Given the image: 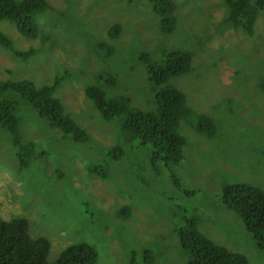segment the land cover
Segmentation results:
<instances>
[{"label":"rangeland","instance_id":"obj_1","mask_svg":"<svg viewBox=\"0 0 264 264\" xmlns=\"http://www.w3.org/2000/svg\"><path fill=\"white\" fill-rule=\"evenodd\" d=\"M48 1L35 37L0 19L14 49H36L25 60L0 38V80L48 84L69 69L73 76L56 96L90 139L77 141L11 93L22 137L0 126L2 218H28L33 237L50 239V261L67 246L88 242L98 251L95 264H188L178 231L195 220L202 233L244 253L249 264H264V250L221 195L235 182L264 188V14L252 36L234 28L219 32L222 0H175L180 21L166 41L148 0ZM114 23L123 32L112 39L107 30ZM95 40L108 42L115 56L106 58ZM166 42L194 53L191 70L170 83L186 94L191 115L205 114L217 127L210 135L197 131L194 119H182L186 142L178 163L155 159L152 145L123 135L121 118H104L84 92L100 82L137 108L156 109L157 88L140 54L163 51V59ZM111 74L114 85L102 78Z\"/></svg>","mask_w":264,"mask_h":264},{"label":"trees","instance_id":"obj_2","mask_svg":"<svg viewBox=\"0 0 264 264\" xmlns=\"http://www.w3.org/2000/svg\"><path fill=\"white\" fill-rule=\"evenodd\" d=\"M148 2L158 18L162 37L173 34L180 21L178 14H175L177 9L175 0ZM222 3L226 13L224 19L218 22L219 32L234 28L249 36L255 34L258 18L264 14V0H222ZM49 7L48 0H0V19L14 22L24 35L35 37L39 30L37 16ZM199 11L200 8H197L198 13ZM122 29L120 23H114L107 31L110 38L115 39L122 35ZM3 37L6 45L25 60L36 52L35 48L17 51L11 39L0 31V38ZM95 42L99 52L102 54L104 52L106 58L115 56L116 49L108 42L104 40ZM163 50H165L163 59H160L163 51L159 57L147 50L140 54V61L146 64L149 77L157 88L156 109L137 108L128 96L113 93L109 88L102 87L101 84L104 83L100 82L88 84L84 92L104 118L109 120L121 118L120 128L123 135L129 139L141 138L145 145H152L154 148L152 155L155 159H163L165 163H178L183 159L182 150L186 142V138L179 130L182 119L188 117L194 119L195 124L192 126L197 131H204L210 135L215 134L217 127L205 114L194 112L196 115H191L193 110L188 104L186 94L170 83L173 76L191 70L194 53L186 48L171 46L167 42ZM68 70L60 73L48 84L38 85L26 78L0 80V126L14 133L16 137H22L19 132L21 119L18 101L11 96V93H17L35 107L42 117L64 133L77 141L89 140L90 134L66 111L62 100L56 96V90L63 80L73 76ZM115 77L112 74L109 78L102 76L111 85L116 84ZM261 88L264 91V84ZM30 144L33 146L34 142L31 141ZM26 145L24 144V147ZM176 183L178 184V181ZM221 195L223 203L240 215L257 246L264 250V188L257 184L235 182L225 184ZM179 230L181 245L189 253L188 264H249V259L244 253L219 244L202 233L195 220ZM50 250L49 238L31 235L28 218L15 217L7 220L0 214V264H95L98 259L97 248L88 242L67 246L54 261L48 259Z\"/></svg>","mask_w":264,"mask_h":264}]
</instances>
